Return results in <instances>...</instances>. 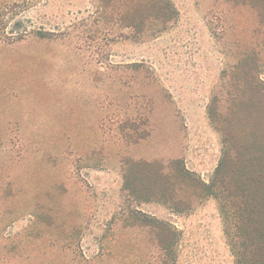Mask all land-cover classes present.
Returning a JSON list of instances; mask_svg holds the SVG:
<instances>
[{
  "label": "rangeland",
  "instance_id": "374dc122",
  "mask_svg": "<svg viewBox=\"0 0 264 264\" xmlns=\"http://www.w3.org/2000/svg\"><path fill=\"white\" fill-rule=\"evenodd\" d=\"M142 1L0 0V264H264V175L248 221L235 192L251 166H230L232 192L212 188L222 147L208 117L213 98L228 113L245 51L260 52L264 82L260 9ZM252 122L235 116L232 132L264 133ZM130 162L153 167L148 202L125 189Z\"/></svg>",
  "mask_w": 264,
  "mask_h": 264
},
{
  "label": "trees",
  "instance_id": "16d2710c",
  "mask_svg": "<svg viewBox=\"0 0 264 264\" xmlns=\"http://www.w3.org/2000/svg\"><path fill=\"white\" fill-rule=\"evenodd\" d=\"M149 6H163L166 8V4L168 7L167 0H143ZM142 1V2H143ZM235 3H238L239 0H233ZM245 3L259 8V19L260 23L264 25V0H244ZM161 13V12H160ZM160 17V14L159 16ZM261 60H260V52H256L254 49L245 51L242 54L241 59L234 66V72L231 75V85L229 87V91L227 92V97L229 99V107L227 114L218 113L217 104L218 100L213 98L209 107H208V117L211 124L214 126L215 130L220 135L221 139V158L219 160L218 167L216 169V180H218V184H212V188L216 186L219 187L221 185L222 191L232 192L231 191V183L224 182V175L227 177L231 176L232 183L236 182L237 175L233 170L230 169V166H234L235 163L240 164L246 163L251 166L252 172H245L240 175V179L245 183L246 181L250 182L248 189L244 188L242 185L243 192L237 191L235 192L237 196H239L243 202L244 207L242 211L246 212V218L249 221L252 216V212L250 208L252 204L246 206V198L247 191L252 196V188L256 185L264 175V133L256 134L252 129L248 132V134L243 135V139H239L232 132V121L235 116H240L241 121L246 123L249 128H252V121L255 120L257 123L262 122L264 125V82L261 80L260 69ZM248 145L253 146L250 147L251 150H256L255 154H248L247 149ZM259 159L257 160V157ZM261 162V164H260ZM259 164V165H258ZM261 165V167H260ZM126 176L124 177V185L125 189H127L131 194H133L136 199L140 202L145 201L148 202L150 199L146 198V200L141 198V192L143 190L144 176L143 172H147V182L150 179V174H152V165L143 164L141 162H130L126 164ZM237 166V164H236ZM173 167H175L178 177L180 179L186 180L189 179L193 182L196 181V178L192 173L186 170L185 166L181 161L174 162ZM233 171L232 173L230 171ZM151 172V173H150ZM228 174V175H227ZM218 176V177H217ZM162 177V176H161ZM237 183V182H236ZM162 189V188H161ZM165 190V189H164ZM161 191L156 189L155 192H150V197L152 196H160ZM148 196V197H149ZM162 199L166 200L162 196ZM241 208V207H240ZM240 212V209L238 213ZM236 212L235 215L238 217V224L243 223V219L240 218ZM240 230L236 231V237H241ZM264 245V243H262ZM264 247V246H263ZM242 245L238 244L237 247L234 248L237 254L241 252ZM244 254H240L241 256Z\"/></svg>",
  "mask_w": 264,
  "mask_h": 264
}]
</instances>
